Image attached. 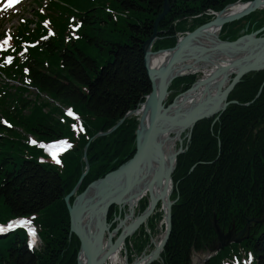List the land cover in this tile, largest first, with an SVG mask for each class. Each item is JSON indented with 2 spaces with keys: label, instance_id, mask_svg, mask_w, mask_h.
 I'll return each instance as SVG.
<instances>
[{
  "label": "trees",
  "instance_id": "1",
  "mask_svg": "<svg viewBox=\"0 0 264 264\" xmlns=\"http://www.w3.org/2000/svg\"><path fill=\"white\" fill-rule=\"evenodd\" d=\"M237 1L249 0H168L170 10L158 26L152 51L174 47L179 33L191 32L212 20V12ZM42 2L43 12L33 11L35 21H22L12 37L16 52L10 53L11 62L0 57V74L7 79L0 78V118L10 124L0 122V223L27 219L40 244L29 250L24 230L2 236L0 264H77L79 244L70 233L64 198L86 167L76 195L134 155L139 120L125 115L151 92L142 45L164 0H34L38 6ZM263 25L264 10H258L224 25L219 38L231 41ZM196 79H175L167 104ZM263 83L264 71L243 78L228 98L237 104L215 122L197 123L184 140L185 151L172 174L170 236L152 264H192L195 252L216 243L214 216L224 232L233 226L238 232L248 219H262ZM123 118L116 130L94 138ZM28 136L40 143L65 140L69 149L53 161L30 146ZM146 206L140 201L139 210ZM117 214V207L109 209L110 230ZM161 219L157 211L147 223L151 234L141 226L126 240V250L131 244L139 256ZM127 259L130 264L129 254ZM203 264H264V223L252 224L248 239L224 247Z\"/></svg>",
  "mask_w": 264,
  "mask_h": 264
},
{
  "label": "water",
  "instance_id": "2",
  "mask_svg": "<svg viewBox=\"0 0 264 264\" xmlns=\"http://www.w3.org/2000/svg\"><path fill=\"white\" fill-rule=\"evenodd\" d=\"M246 4H250L246 10L230 16L220 17L219 15L234 4L213 13L212 20L185 33L177 40L174 47L153 52L151 49L158 38L159 23L170 10L168 0H164L162 10L153 22L151 36L142 45L144 69L151 85V92L146 96L140 110L129 111L125 115V117L138 116L139 120L135 132L134 155L114 171L90 183L74 197L72 203H69V199L74 196L88 171L86 167L77 186L64 198L69 214L70 233L75 236L79 244L77 264H106L141 226L146 228L161 199L153 198L151 190L154 182L162 179V195L167 194L171 188L168 204L160 221L164 225V231L161 240L151 251L145 264H152L160 258L171 232V208L175 203L171 200L174 188L172 174L177 157L185 149L180 137L176 141L179 146L177 148L175 146L174 151L165 159L158 152V146L163 144L166 138L169 139L168 135L173 127L184 129L186 138L189 140L197 123L211 118H214V122L218 120L230 104H237L236 101H229L228 98L240 81L264 71V25L256 31L243 34L231 41L219 38L224 25L264 9L259 0H251ZM216 26L218 34L207 33L209 28ZM161 52L170 53L166 62L154 68L149 67L147 56ZM189 61L206 66L209 70L208 74H204L201 70L196 72L201 74L200 77H197L188 89L177 94L171 103L167 104V99L172 93L169 90L171 83L179 77L195 74L191 72L188 64L184 65ZM196 94L200 95L194 103L193 100L198 98L195 99ZM123 120L124 118L113 128L105 133H98L94 138L110 134ZM83 159L86 162L85 154ZM150 161H156L157 169L145 186L148 189L147 206L141 212L138 199L136 200L135 197L140 198L139 186L145 179V173L150 172L148 169ZM113 206L117 207L118 214L114 220L116 226L110 230L111 225L107 222V215ZM258 222H264V214L260 220L248 219L245 226L238 232L234 226L224 232L214 216L212 227L216 235V243L210 246L209 254L203 262L224 247L241 243L248 236L250 224ZM123 251L126 256V250Z\"/></svg>",
  "mask_w": 264,
  "mask_h": 264
},
{
  "label": "bare ground",
  "instance_id": "3",
  "mask_svg": "<svg viewBox=\"0 0 264 264\" xmlns=\"http://www.w3.org/2000/svg\"><path fill=\"white\" fill-rule=\"evenodd\" d=\"M249 1H251V0H249ZM249 1H246V2H249ZM246 2L237 1V2H235L236 4L232 3L234 5L228 7L219 16L220 17H226V16H230V15H233V14H236V13H239V12L246 10L247 7H249V5H250V4H246ZM259 2H261L263 4V6L262 5L261 6L264 8V3H263L264 0H259ZM229 5H231V4H229ZM207 33L212 34V35L218 34V27L216 26V27L209 28ZM169 55H170V53H168V52H161V53H157V54L148 55L147 56V65L149 67H152V68L157 67V66L163 64L164 62H166V60L169 58ZM187 64L189 65L192 73H196V72L201 70L204 72V74H208L209 70H207L206 66H203L201 63H195V62H191V61L184 63V65H187ZM183 70H181V71H183ZM199 95L196 94L195 99L197 97L198 98L196 100H193L194 103H196V101L199 99ZM140 108H142V106H140L138 108V110H140ZM184 131H185L184 129H179V128L177 129V128L173 127L170 131V134L168 135L169 139L166 138V141L163 144L158 146V152L161 155H163L165 159H167L168 156L174 151L175 146H176V141L181 137V135ZM164 136L165 135H163V137ZM148 166H149L148 169L150 170V172L145 173V175H144L145 179L141 183V185L139 186L140 198L135 197L136 200L138 199L137 200L138 203L143 199H148V191H147L148 189L145 186L149 182L151 175L157 169V167H156L157 163H156V161H150ZM162 189H163V180L162 179L158 180V181L156 180L153 184V187L151 190V195L155 199L161 198L160 199V209H161L160 211H162V213H163V211L166 210V207L168 204L169 191L171 188L169 189V191L165 195H162ZM127 221H128V219H127ZM158 224L161 225L162 223L158 222ZM146 233H149V235L151 234L148 229L146 230ZM160 240H161V235H158L157 237L151 236V244L148 247V249L151 251V247L152 246L155 247L159 243ZM150 251L144 253L141 257H137L134 260V264H145L149 259V256L151 253ZM106 264H128V263H126V260L122 257L121 248H120L116 253H114L109 258V260Z\"/></svg>",
  "mask_w": 264,
  "mask_h": 264
},
{
  "label": "rangeland",
  "instance_id": "4",
  "mask_svg": "<svg viewBox=\"0 0 264 264\" xmlns=\"http://www.w3.org/2000/svg\"><path fill=\"white\" fill-rule=\"evenodd\" d=\"M21 2H25V9L24 11L20 9V6L17 7V8H6L5 10H3L1 13H0V32H4V31H10L12 29H14L18 22H19V18L20 16L22 17H26V18H29L31 19L32 18V11L33 10H36V4L32 1H29V0H22ZM258 11V10H257ZM256 12V11H255ZM160 24V23H159ZM182 35L179 33L178 34V38L181 37ZM2 42V41H1ZM199 77H200V73H196ZM196 74H193V75H196ZM12 84V83H11ZM186 138V132H184L182 135H181V143L183 145V142ZM179 146L178 142L176 143V148ZM76 196V192L74 194L73 197ZM144 201H147L146 199H143L141 202H144ZM254 219V218H252ZM254 220H258V219H254ZM116 223V222H115ZM260 223V222H258ZM264 223V222H262ZM252 224H255V223H251L250 226ZM257 224V223H256ZM163 224L159 225L157 224L156 225V228L154 230V236L157 237L158 235H162L163 231H164V228H162ZM250 226H249V230H250ZM147 235H149V233H146ZM248 239L249 237V233H248V236H246ZM151 244V239H150V242H149V245ZM154 246L151 247V250ZM125 249V248H124ZM124 249H122V252H121V255L124 259L125 258V254H124ZM150 250L148 249V245L145 247V249L142 251V253L137 256L135 253H134V250L130 244V250L129 252L126 250V257H128V254L129 256H131L132 258V261L130 264H132L134 262V260L137 258V257H141L144 253L146 252H149ZM209 254V251H203V252H195L193 254V257H192V264H203V260L208 256ZM211 258V257H210ZM207 261V260H206ZM205 261V262H206ZM128 263V259H127V262ZM129 264V263H128Z\"/></svg>",
  "mask_w": 264,
  "mask_h": 264
},
{
  "label": "snow or ice",
  "instance_id": "5",
  "mask_svg": "<svg viewBox=\"0 0 264 264\" xmlns=\"http://www.w3.org/2000/svg\"><path fill=\"white\" fill-rule=\"evenodd\" d=\"M16 2H18V0H10V4H12V3H16ZM5 43H7V40L5 41ZM55 153H53V158H55ZM4 231V229H3V227H0V232H3Z\"/></svg>",
  "mask_w": 264,
  "mask_h": 264
}]
</instances>
